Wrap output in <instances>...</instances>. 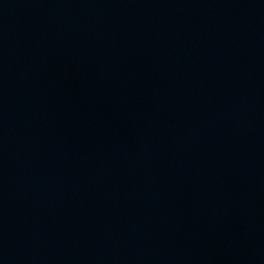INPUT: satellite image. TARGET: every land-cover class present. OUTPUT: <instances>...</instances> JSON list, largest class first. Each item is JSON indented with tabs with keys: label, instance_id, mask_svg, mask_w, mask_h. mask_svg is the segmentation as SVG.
I'll return each instance as SVG.
<instances>
[{
	"label": "water",
	"instance_id": "95a60500",
	"mask_svg": "<svg viewBox=\"0 0 264 264\" xmlns=\"http://www.w3.org/2000/svg\"><path fill=\"white\" fill-rule=\"evenodd\" d=\"M0 264H264V0H0Z\"/></svg>",
	"mask_w": 264,
	"mask_h": 264
}]
</instances>
